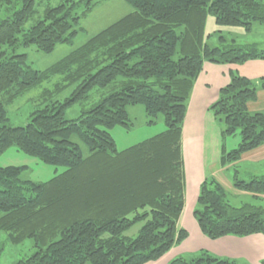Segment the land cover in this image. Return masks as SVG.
<instances>
[{
	"label": "trees",
	"instance_id": "obj_1",
	"mask_svg": "<svg viewBox=\"0 0 264 264\" xmlns=\"http://www.w3.org/2000/svg\"><path fill=\"white\" fill-rule=\"evenodd\" d=\"M85 0L47 4L0 0V155L10 146L65 170L46 182L22 179L26 166H0V257L6 243L32 239L35 251L16 264H148L187 237L179 226L185 207L183 128L188 102L205 62L242 65L264 59L258 43L205 40L208 14L218 26L252 31L264 24L263 0H125L133 11L111 23L46 69H36L20 47L44 53L72 43ZM88 1V0H86ZM21 3V7L17 5ZM97 1L89 0L86 11ZM32 22L28 26V23ZM60 77L57 90L78 83L64 102L54 100L32 112L27 124L11 126L7 106L33 87ZM255 81L232 70L210 110L225 138L240 130L241 142L223 149L222 166L264 145V111L250 112L258 98ZM108 89L79 117L66 107ZM144 105L149 123L163 115L165 130L124 150L110 132L131 128L129 106ZM89 148L86 156L81 144ZM234 186L264 201V175L240 178ZM228 191L212 176L201 184L194 216L211 239L264 235V204L233 206ZM141 224L136 234L131 230ZM264 264V260L262 261ZM169 264H243L207 250L179 256Z\"/></svg>",
	"mask_w": 264,
	"mask_h": 264
},
{
	"label": "rangeland",
	"instance_id": "obj_2",
	"mask_svg": "<svg viewBox=\"0 0 264 264\" xmlns=\"http://www.w3.org/2000/svg\"><path fill=\"white\" fill-rule=\"evenodd\" d=\"M65 1L66 0H35L40 15L43 13L47 4L56 6ZM88 1L85 0L84 2L80 3L76 9V12L81 15V18L80 23L77 26V28H79V32L73 39L72 43L59 44L51 53L39 51L34 45L20 47L17 49V52L26 53L28 55L29 63L34 68L46 69L52 64L61 60L72 50L84 44L90 37L97 34L119 18L133 11V7L125 0H93V2L97 1V4L92 10L86 11ZM20 7L21 3L17 5V8ZM5 17H7V12L4 7H1L0 20ZM31 24L32 22H29L28 26ZM220 34L226 37L227 42H232L235 39L239 44L258 43L261 48H264V24H255V27L252 31H247L241 26H218L215 17L212 14H208L205 26V40L209 44L216 46L220 44ZM59 80L60 77L57 76L51 80L44 81L10 103L7 106V116L9 119L8 123L11 126L25 125L29 122L31 114L34 110L43 108L54 100L64 102L67 98H69L77 87L78 83L70 84L61 90H57L55 84ZM107 91L108 89H92L90 96L87 99L74 102L66 107V118L74 119L79 117L84 109L90 108L95 102L99 100V98H101V96L106 94ZM128 110L133 126L131 128H127L124 125L118 124L110 129V132L117 143L118 149L124 150L165 130L166 126L162 114L158 116L155 123L151 124L149 123L150 119L146 114L144 105L138 104L129 106ZM74 140L81 144L84 155L87 156L89 154L88 146L79 141L77 137H74ZM225 141L228 148L227 151L237 148L241 142L240 130H238L236 134L225 137ZM8 165L26 166L21 178L29 179L35 182L49 181L54 176L62 173L65 170L64 167H57L52 164L45 163L38 157L20 150L17 146L8 147L0 155V166ZM230 165L232 164H229L228 166ZM240 168L242 169L243 166H240ZM261 169L262 167H258L256 170L261 171ZM239 170L240 169H238V166L235 167V169L231 167L230 172L227 173L231 177L235 176L236 171L239 173L242 172ZM240 178L248 179V176L242 173L240 174ZM218 181L228 191L227 199L233 206H240L242 201L253 202V204H264V202L260 200H254V198L250 197V193L237 190L234 187H225L220 180ZM140 226L141 224H136L131 230L132 234H136ZM34 251L35 248L33 247L32 239H27L24 241V243L19 245H14L8 242L4 246V252L0 257V264H16L20 259L32 255ZM194 253H188L185 255H191ZM212 254L218 257H223L215 253ZM179 256H184V254Z\"/></svg>",
	"mask_w": 264,
	"mask_h": 264
},
{
	"label": "crops",
	"instance_id": "obj_3",
	"mask_svg": "<svg viewBox=\"0 0 264 264\" xmlns=\"http://www.w3.org/2000/svg\"><path fill=\"white\" fill-rule=\"evenodd\" d=\"M232 70L259 81L264 77V59L250 60L242 65L205 62L188 102L182 136L186 202L179 226L186 229L189 236L162 258L148 264H169L176 256L202 249L219 256L239 259L244 264H263V234L211 239L202 232L194 216L200 187L206 177H215L225 187L235 188L234 176L230 177L227 173L231 167L235 169L238 166L241 173L249 176L264 175V145L246 152L237 165L221 164L223 149L227 151L228 148L221 134V125L210 110V106L217 100L220 90L230 81ZM248 109L250 112L264 111V87H258V98L249 102ZM258 167H262L261 171L256 170Z\"/></svg>",
	"mask_w": 264,
	"mask_h": 264
}]
</instances>
